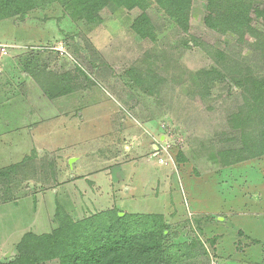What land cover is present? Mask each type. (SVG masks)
<instances>
[{"label": "rangeland", "instance_id": "374dc122", "mask_svg": "<svg viewBox=\"0 0 264 264\" xmlns=\"http://www.w3.org/2000/svg\"><path fill=\"white\" fill-rule=\"evenodd\" d=\"M85 1L38 0L34 6L30 0L16 15L0 18V41H13L2 43L8 53L2 100L22 103L25 78L32 77L49 97L90 91L113 101L124 113L119 119L157 122V156L170 162L172 197L166 202L159 194L155 207L140 200L139 210L170 208L166 247L192 241L201 247L197 257L174 264H211L210 256L215 264H254L250 239L262 240L257 243L264 250V0H241L250 19L242 39L204 24L208 0H190L183 28L155 0L140 1L150 20L143 36L136 32L138 9L110 0L87 21L79 5ZM55 159L31 156L0 168V222L6 223L0 237L9 231L19 243L26 233L50 234L58 227V204L72 210L52 192L55 180H44L59 170ZM182 190L202 219L186 215ZM237 227L251 238L245 242ZM9 250L5 262L16 257V246Z\"/></svg>", "mask_w": 264, "mask_h": 264}, {"label": "crops", "instance_id": "0c3cea01", "mask_svg": "<svg viewBox=\"0 0 264 264\" xmlns=\"http://www.w3.org/2000/svg\"><path fill=\"white\" fill-rule=\"evenodd\" d=\"M3 42L8 41L1 40L0 46H3ZM6 60L0 56L1 70H5ZM3 75L4 71L0 78ZM25 80L27 82L21 93L22 103L4 101L0 95V168L19 165L31 156H56L59 170L55 176H51L54 179L45 176L44 180H55L57 188L52 187V192L55 195L61 193L62 198L73 207L68 211L66 206L58 204L73 222L115 211L119 216L158 215L169 229L167 213L170 208L158 214L139 210L142 204L140 200L150 199L155 207L159 194L162 195L159 199L165 198L166 202L172 197L171 179L166 174L171 172L170 162L164 163L157 156V122L139 119L131 123L129 117L125 118L127 120L119 119L117 114L124 113L115 109L113 101H103L100 96L94 97L90 91L84 94L74 91L49 97L32 77ZM236 163L241 164L240 161ZM236 163L232 168H236ZM208 164L207 161L200 162L207 169L210 167ZM186 176L198 179L192 172H187ZM181 197L186 201L185 190L181 191ZM261 202L260 205H263L264 201ZM148 208L149 205L146 206ZM184 210L186 215L192 216L194 222V213L190 211L189 205ZM194 215L201 218V214ZM218 223L222 225L228 222L219 219ZM5 225L0 222V229ZM222 228L224 233L233 234L232 230ZM8 232L0 237V264L14 261L2 260L11 255L9 247L18 244V237H12ZM234 232H242L245 242L251 238L248 231L242 228L237 227ZM250 241L255 244L252 252L257 255L251 263L261 264L264 261L261 257L264 250L263 253L259 251L257 242L261 243L262 240ZM229 245L233 251V243L229 242Z\"/></svg>", "mask_w": 264, "mask_h": 264}, {"label": "trees", "instance_id": "16d2710c", "mask_svg": "<svg viewBox=\"0 0 264 264\" xmlns=\"http://www.w3.org/2000/svg\"><path fill=\"white\" fill-rule=\"evenodd\" d=\"M28 1L0 0V18L16 15L21 10L20 4L26 5ZM140 1L143 0H130V3L118 0L116 5L141 12L135 25L139 27L136 32L143 36L146 34L142 32L143 26L150 25V20L145 12L147 6ZM36 2L38 0H33L34 6ZM109 2L86 0L79 4L83 10L81 18L92 19V15ZM155 2L175 24L184 27L190 0ZM247 7L241 0H208L204 24L210 29L228 30L242 39L245 35L242 27L250 20ZM261 86L264 88V82ZM56 218L58 227L50 234H24L16 245L14 261L7 264H37L50 260H57L59 264H174L197 257L201 248L198 241L166 247L168 226L158 215L119 216L118 212L111 211L73 222L57 207Z\"/></svg>", "mask_w": 264, "mask_h": 264}, {"label": "built area", "instance_id": "2783aa9c", "mask_svg": "<svg viewBox=\"0 0 264 264\" xmlns=\"http://www.w3.org/2000/svg\"><path fill=\"white\" fill-rule=\"evenodd\" d=\"M8 55L7 53V49L4 47V46H0V56L1 57H6ZM3 70H1L0 68V74L2 73ZM208 251V250H207ZM210 260H211V264H215L213 261H212V257L210 256Z\"/></svg>", "mask_w": 264, "mask_h": 264}]
</instances>
